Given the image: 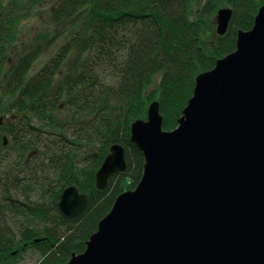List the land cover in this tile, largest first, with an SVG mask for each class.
Wrapping results in <instances>:
<instances>
[{"label":"trees","instance_id":"obj_1","mask_svg":"<svg viewBox=\"0 0 264 264\" xmlns=\"http://www.w3.org/2000/svg\"><path fill=\"white\" fill-rule=\"evenodd\" d=\"M224 5L232 16L219 36L214 15ZM262 5L0 0V111L10 115L0 127V264L27 251L35 264H67L81 254L115 198L141 177L131 124L156 101L162 130L175 129L195 77L235 50L237 32L251 29ZM39 10L41 30L25 39L22 24ZM113 144L124 148L126 169L100 191L95 173ZM70 186L88 204L66 219L57 204Z\"/></svg>","mask_w":264,"mask_h":264},{"label":"water","instance_id":"obj_2","mask_svg":"<svg viewBox=\"0 0 264 264\" xmlns=\"http://www.w3.org/2000/svg\"><path fill=\"white\" fill-rule=\"evenodd\" d=\"M231 16L217 10L216 35ZM130 142L144 160L139 181L67 264H264V5L235 50L195 77L176 128L162 130L154 101ZM125 169L124 148L111 145L95 188ZM87 204L70 186L57 208L72 219Z\"/></svg>","mask_w":264,"mask_h":264},{"label":"rangeland","instance_id":"obj_3","mask_svg":"<svg viewBox=\"0 0 264 264\" xmlns=\"http://www.w3.org/2000/svg\"><path fill=\"white\" fill-rule=\"evenodd\" d=\"M43 8V6L41 7ZM227 6H221L219 9H227ZM218 9V10H219ZM230 9V8H229ZM43 12L41 10L37 11L32 18H30L27 22L22 24V29L24 30V37H26L25 39H27L28 37H30L33 34V31H37L40 32L41 30V16H42ZM215 17V15H214ZM214 20V19H213ZM214 27H215V21H214ZM61 30V27L58 26L55 28V32H59ZM57 41V39L53 40V42L51 43L54 44ZM48 53H46L45 55H42L40 58L46 57ZM41 60H39L36 65L35 68L39 67ZM158 80V79H157ZM157 80L155 81V84L157 83ZM5 103V98L0 95V109L2 110V107ZM10 117L9 114L6 113H2L0 111V127L2 128V124L6 123V121L8 120V118ZM6 138V135L3 136V139ZM6 143V142H5ZM38 259V256L35 254V252H23V254L20 257H17L16 259H14L12 262H4L2 264H35L36 261Z\"/></svg>","mask_w":264,"mask_h":264}]
</instances>
